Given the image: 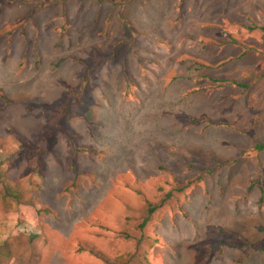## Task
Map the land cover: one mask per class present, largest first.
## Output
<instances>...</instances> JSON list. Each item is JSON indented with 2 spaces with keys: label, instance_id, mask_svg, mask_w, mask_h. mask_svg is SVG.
Returning <instances> with one entry per match:
<instances>
[{
  "label": "rangeland",
  "instance_id": "1",
  "mask_svg": "<svg viewBox=\"0 0 264 264\" xmlns=\"http://www.w3.org/2000/svg\"><path fill=\"white\" fill-rule=\"evenodd\" d=\"M83 247L264 264V0H0V264Z\"/></svg>",
  "mask_w": 264,
  "mask_h": 264
},
{
  "label": "trees",
  "instance_id": "2",
  "mask_svg": "<svg viewBox=\"0 0 264 264\" xmlns=\"http://www.w3.org/2000/svg\"><path fill=\"white\" fill-rule=\"evenodd\" d=\"M190 123H197L198 120L194 119V118H189L188 119ZM70 145H72L73 150L78 151V152H93L94 150L85 146V145H76L74 144L71 140L69 141ZM261 189V188H260ZM3 195L6 197H11L12 199H14L17 203H20V201L22 200L21 198V194L18 190H16L15 188L11 187L7 182L4 183V191H3ZM150 201H147V209H146V215L147 218L143 219L141 222V226H143L147 221H148V217L151 215V213H153V211L155 210V207H158V204H154ZM81 250H87L90 254L94 255L95 257L101 259L103 261V264H128L129 261H132L136 264H149L148 262V258L144 255L142 258H139L137 256L138 250H134V252L130 253H126L121 254V255H117L114 257H110L107 254L103 253L102 251H100L99 249L90 247V248H80Z\"/></svg>",
  "mask_w": 264,
  "mask_h": 264
}]
</instances>
